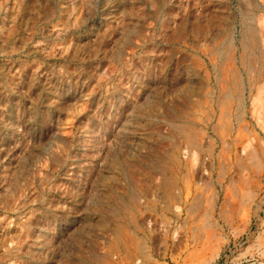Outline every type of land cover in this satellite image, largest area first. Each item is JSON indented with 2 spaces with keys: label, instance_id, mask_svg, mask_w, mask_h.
<instances>
[{
  "label": "rangeland",
  "instance_id": "374dc122",
  "mask_svg": "<svg viewBox=\"0 0 264 264\" xmlns=\"http://www.w3.org/2000/svg\"><path fill=\"white\" fill-rule=\"evenodd\" d=\"M0 264H264V0H0Z\"/></svg>",
  "mask_w": 264,
  "mask_h": 264
}]
</instances>
